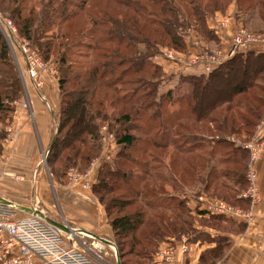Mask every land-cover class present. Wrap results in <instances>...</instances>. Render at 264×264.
<instances>
[{
	"label": "trees",
	"instance_id": "1",
	"mask_svg": "<svg viewBox=\"0 0 264 264\" xmlns=\"http://www.w3.org/2000/svg\"><path fill=\"white\" fill-rule=\"evenodd\" d=\"M27 1L0 0V15L9 14L45 61L57 60L60 114L46 158L53 177L63 182L70 168L86 171L101 154L105 124L118 150L111 162L100 164L91 193L104 208L120 263L153 264L159 245L181 234L213 245L196 264L221 262L230 240L196 225L242 232L247 223L227 219L225 230L223 217L193 215L186 197L179 196L190 182L198 189L194 197L211 191L210 197L250 208V200L240 197L247 188L248 152L228 137L249 141L264 117V52H237L207 74L179 75L176 92H188L175 98L171 90L159 94L164 72L152 59L163 48L186 52L185 39L193 34L216 41L207 19L224 14L233 3L238 27L264 32V0H70V8L66 1L48 0L39 13L27 8ZM139 45L145 46L142 56ZM22 96L17 67L0 32V156L4 128ZM173 101L177 109L166 112ZM205 136L215 143L207 158L192 155ZM220 147L226 150L219 164L235 167L213 166L205 179L197 176Z\"/></svg>",
	"mask_w": 264,
	"mask_h": 264
},
{
	"label": "crops",
	"instance_id": "2",
	"mask_svg": "<svg viewBox=\"0 0 264 264\" xmlns=\"http://www.w3.org/2000/svg\"><path fill=\"white\" fill-rule=\"evenodd\" d=\"M235 4H231L224 14L217 13L207 19V28L211 31L213 18H230L232 27L213 33L216 41H201L194 34L186 38L188 48L194 53L199 49L221 47L229 50L231 32L240 26L233 18L236 14ZM193 40L197 42L194 46ZM264 52V46H257ZM139 55V53H138ZM152 61L160 66L167 75H200L204 74L201 67L188 68L175 73L171 62L163 60ZM30 82V81H29ZM26 103H16L14 119L8 127L10 139L3 142L0 156V201L16 205L22 217H37L45 220L49 225L53 223L63 225L74 233L72 246L84 251L92 260L99 264H121L118 251L114 245V234L107 220L104 208L91 193V189L82 190L72 187L68 183L56 180L49 167L43 162L44 154L51 147L54 129L58 124L60 112L59 84L50 77H45L43 89H37L32 81L27 85ZM44 153V154H43ZM89 168V167H88ZM87 168V169H88ZM86 169V170H87ZM98 168H93L91 174L95 176ZM256 173V185L260 193V205L253 207L252 219L242 232L217 231L209 228L201 229L211 236H226L231 247L225 258L218 264H264V150L253 166ZM16 177H20L16 179ZM68 182V181H67ZM227 220V219H226ZM225 218L222 224L226 223ZM180 238L167 239L162 242L152 261L157 264L163 248L172 246L176 257L182 264H196L200 253L212 247V244L187 241L189 251L181 252ZM84 244V245H83ZM71 246V245H70ZM16 256V251L6 254L0 246V264H9ZM30 264H44L38 257H32Z\"/></svg>",
	"mask_w": 264,
	"mask_h": 264
},
{
	"label": "built area",
	"instance_id": "3",
	"mask_svg": "<svg viewBox=\"0 0 264 264\" xmlns=\"http://www.w3.org/2000/svg\"><path fill=\"white\" fill-rule=\"evenodd\" d=\"M0 22L7 31L8 37L16 40V30L13 29L14 27L11 22ZM231 27L232 22L230 18H213L212 30L216 33L220 30L230 29ZM231 33L228 51H224L221 47H215L213 49H199L194 53L187 51L186 53L163 48L153 59L155 61L163 60L171 62L177 74L181 70L196 68L197 66H200L203 73L207 74L237 52H245L253 48L257 49V46H264V32L255 33L244 27H237ZM193 43L194 46L197 45L195 40H193ZM26 47L29 48L28 44L22 47L19 46L17 49L24 56L28 75L35 83V80L39 79L40 70H45L44 64L40 61L36 52L30 51V48L26 50ZM41 84L37 80L35 87L38 89ZM257 137L258 135L254 133L249 141L241 142L234 136L228 137V140L234 142L238 148L247 151L249 162H251L256 158L254 154L256 149L255 147L253 148V145L256 140H260ZM100 139L101 154L99 157L92 160L89 168L84 172L70 168L66 173L68 185L82 190L91 189L96 176V174L95 176L91 174L92 169L99 168L101 163L111 162L112 158H114L118 146L115 145L113 133H110L104 124L100 128ZM44 161H46V154H44ZM19 178L16 177V179ZM246 180L248 186L242 195L243 198L250 200V208L246 211L218 198L204 194L186 198V206L189 207L193 215L204 213L205 216L216 215L238 222H248L253 215L251 209L261 199L256 185V173L250 163L246 173ZM178 238H180L179 243L181 244L179 249L181 252L186 253L189 251L186 237L182 235ZM73 243L74 233L70 230L68 232H62L49 225L43 219L37 217H22L16 205L6 201H0V246L6 254L16 251L15 258L9 261V264H30V260L34 256L41 259L44 264H99L92 260L84 251L75 249L72 246ZM157 264H182V262L177 259L175 249L172 246H168L161 250Z\"/></svg>",
	"mask_w": 264,
	"mask_h": 264
},
{
	"label": "rangeland",
	"instance_id": "4",
	"mask_svg": "<svg viewBox=\"0 0 264 264\" xmlns=\"http://www.w3.org/2000/svg\"><path fill=\"white\" fill-rule=\"evenodd\" d=\"M47 1L48 0H30V1H27L28 2V4L26 5V7L27 8H33V7H35L36 8V10L38 11V13L41 11V9L43 8V6L42 5H44V4H46L47 3ZM66 1V2H65ZM63 2H65V3H67L68 5H69V8H70V0H58V2L57 3H63ZM3 17H5V18H3ZM0 21H5V23H7V22H11V24H12V26L14 27L13 29H15L16 31H15V34H16V36H15V39L16 40H12L11 38H9L8 37V35H7V31L4 29V27H3V25H2V23L0 22V32H1V34L3 35V37H4V39H5V41H6V43H7V45H8V47H9V49H10V54H11V58L13 59V61H14V63H15V65H16V67H17V70H18V73H19V77H20V79H21V83H22V86H23V96H22V98L21 99H19L18 101H16L15 103H14V106L16 107V103H19L20 101H24L23 102V105L25 106V107H28V105H27V103H26V99L28 98V96H27V85L28 84H30V82L32 81V83L34 84V86H35V83H36V85H37V80H38V82H41L42 84H41V86L40 87H38V89L39 90H41V89H43V87L45 86V77H50L51 79H53L54 80V83H56V82H58L59 83V71H58V64H57V60H56V58L53 56L52 57V59L51 60H49V61H45L43 58H42V56H41V54H40V52H39V49L37 48V46L31 41V40H28V39H25V38H23V37H21V35H20V33H19V29H18V27H17V25H16V23L14 22V20L13 19H11L10 18V16H9V14H7V15H3V16H1L0 15ZM26 44H28V46H29V48H30V51H34V52H36L37 53V55H38V57H39V59H40V61L44 64V68H45V70H40V76H39V79H37V80H35V83H34V81L33 80H31L30 79V77H29V75H28V72H27V64H26V61H25V58H24V56L22 55V53H21V51L20 50H18L17 48H19V46L20 47H22V46H25ZM28 47H26V50L27 49H29ZM144 52H145V46L144 45H139L138 46V53H139V55H143L144 54ZM156 55V54H155ZM179 75H181V74H178V75H167L166 73H164V75L162 76V78H161V80H160V85H159V89H158V92H159V94H161V93H165L166 91H168V90H171L172 92H173V94L171 95V98H175V97H182V96H185V94H186V92H188V91H186V90H184V89H182V90H179V91H177L176 92V90H175V87L177 86V85H179L178 84V77H179ZM30 81V82H29ZM59 98H60V96H59ZM155 100L156 101H162L161 100V98L157 95L156 96V98H155ZM166 101V100H165ZM178 105V104H177ZM177 105H176V103H174V101L172 102V103H170V105L168 106V109H167V111L166 112H168V111H171V110H176L177 109ZM170 109V110H169ZM16 110V109H15ZM59 114H60V112H59ZM15 115V114H14ZM13 119H14V117H13ZM58 120V119H57ZM13 121V120H12ZM11 123H9L7 126H9ZM105 125V124H104ZM5 127L4 129H5V131H6V134H7V137H6V139H10V133H9V131H8V127ZM106 126V125H105ZM1 127H3L2 125H1ZM255 134L256 135H258V137L257 138H259L260 140H256L255 141V144L253 145V148L255 147V149H256V152L254 153L255 154V156H256V158H255V160L254 161H251V162H249V155H248V160H247V170H248V166H249V163H250V165H251V167L253 168V166H254V164L257 162V160H259V158H260V156H261V154H262V152H263V150H264V117L262 118V120L260 121V123H259V125H258V127H257V129H256V132H255ZM205 135H208V134H205ZM206 138L203 140V141H201V142H197V143H201V149H196V150H194L193 151V154L192 155H197V156H199V155H203V157H205V155H207L208 153H209V151L214 147V145H215V143H213V142H211V136H205ZM235 137V136H234ZM235 138H237V137H235ZM238 139L241 141V142H245V141H248V140H245V138H242V137H238ZM196 140H194V138L192 139V138H190L189 139V142H191V143H194ZM231 142V141H230ZM234 145H235V143L234 142H232ZM197 145H199V144H197ZM234 147H237L236 145L234 146ZM171 150H172V148H170ZM241 149V148H240ZM222 150H226L225 148H217V151H216V154H215V158L213 159V161H211V163L209 162L207 165H209V166H205L204 168H202V169H199V170H197V176H201L202 175V178L203 179H205V175H206V173H207V170H208V168H210V167H217V169L218 170H221V169H227V168H229V169H233L235 166H233L231 163H229V164H225V165H223V164H219V162L218 161H220V159H222L223 157H224V155H223V153H222ZM241 150H243V149H241ZM245 151V150H244ZM225 153H227V154H230L231 153V151L229 152V151H225ZM44 154V153H43ZM160 156L163 158L164 157V155H162V154H160ZM98 157H99V155H98ZM98 157H96V158H98ZM173 157V154H171V155H169V159H171ZM43 158V162L45 163V166H47L48 167V163H47V160L46 161H44V157H42ZM46 158H47V154H46ZM96 158H94V159H96ZM166 158V157H165ZM205 158H207V157H205ZM93 159V160H94ZM165 161L167 162L168 161V158H167V160L165 159ZM247 173V172H246ZM256 178H257V176H256ZM189 180V179H188ZM221 181H224V183H228V182H226L225 180H223V179H220V183H221ZM247 181V180H246ZM64 183H67V176H66V178H65V182ZM190 182H187L186 183V185H184V189H185V191H184V194H182V195H180L179 197L180 198H184V197H186V198H191V197H194L195 196V194L193 195L192 194V192H194V191H197L198 189L196 188V187H192V184H190ZM248 186V182L246 183V187ZM80 189V188H79ZM165 189H167L168 191H170V187L168 186V187H166ZM247 189V188H246ZM89 190V189H88ZM91 191V190H90ZM240 191H242V190H240ZM246 191V190H245ZM244 191V192H245ZM201 192V191H200ZM243 192V191H242ZM241 192V195H240V197H242V195L244 194V192L242 193ZM204 193V192H203ZM204 195H208V196H212V192L211 191H209V193H205ZM214 196V195H213ZM243 198V197H242ZM220 199V198H219ZM245 199H247V198H245ZM261 200V199H260ZM223 201V200H222ZM260 203L261 202H259L257 205H260ZM256 205V206H257ZM255 206V207H256ZM189 208V207H188ZM190 210V209H189ZM242 210H244V211H246L247 209H245V208H243ZM132 210H130V212H131ZM224 218V217H223ZM253 217H251L249 220H248V222H250L251 221V219H252ZM227 221V220H226ZM231 221H234V220H231ZM236 223H248V222H238V221H235ZM197 224V223H196ZM227 223H225V224H222V228L224 227V229L225 230H227V226L228 225H226ZM236 229V228H235ZM235 229H233L234 231H235ZM209 234V233H208ZM182 235H184L185 237H186V239H187V241H189V242H191L190 241V237L188 236V235H186V234H181V235H179V236H182ZM214 236V235H213ZM202 243H204V242H202Z\"/></svg>",
	"mask_w": 264,
	"mask_h": 264
},
{
	"label": "water",
	"instance_id": "5",
	"mask_svg": "<svg viewBox=\"0 0 264 264\" xmlns=\"http://www.w3.org/2000/svg\"><path fill=\"white\" fill-rule=\"evenodd\" d=\"M54 226L58 227L59 229H62V230H65L66 228L61 225V224H58V223H53Z\"/></svg>",
	"mask_w": 264,
	"mask_h": 264
}]
</instances>
